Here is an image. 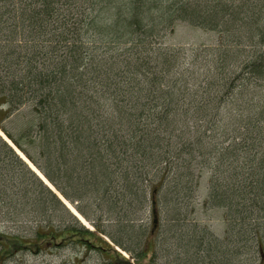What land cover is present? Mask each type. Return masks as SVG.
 I'll list each match as a JSON object with an SVG mask.
<instances>
[{
	"label": "trees",
	"instance_id": "trees-1",
	"mask_svg": "<svg viewBox=\"0 0 264 264\" xmlns=\"http://www.w3.org/2000/svg\"><path fill=\"white\" fill-rule=\"evenodd\" d=\"M178 24L212 41L166 44ZM0 130L91 226L0 137L42 211L30 235L0 233V264L67 246L73 264H133L117 248L153 261L203 172L202 207L227 224L222 239L193 225L195 260L234 243L264 264V0H0Z\"/></svg>",
	"mask_w": 264,
	"mask_h": 264
},
{
	"label": "rangeland",
	"instance_id": "rangeland-1",
	"mask_svg": "<svg viewBox=\"0 0 264 264\" xmlns=\"http://www.w3.org/2000/svg\"><path fill=\"white\" fill-rule=\"evenodd\" d=\"M174 32L167 36L164 42L170 46H180L187 48L190 46H198L204 43L209 44L213 38L212 32H206L199 28H193L188 24H178L173 30ZM2 138V136L0 135ZM3 140V138H2ZM0 165L6 172H2L0 168V183L2 182V174L4 177V183L0 187V191L3 194L0 196V233L5 234H24L30 235L29 228L34 226V223H38L42 217V211L38 208V200L36 201V195L28 192H21L17 185L24 184L20 168L7 167L5 160L0 161ZM15 172H11V170ZM203 172L198 183L197 197L194 203V213L191 214L186 220L187 225L178 230L172 229H159V232L154 237V257L153 261H150L151 255L146 254L139 264H209V258H211L207 252H214L218 254V258L221 259L222 264H258L255 261L256 253L254 252L253 246L250 250H247L242 244H230V253L225 255L222 250L218 248H211L209 243L204 246V257L202 261H197L194 255L197 251L201 253L203 250L196 247L193 243L188 241L201 237L198 228L202 226V231L207 230V236L210 234L216 239H222L225 237L226 221L224 219V211L221 209H205L202 207L203 200L207 194V175ZM2 188V190H1ZM33 199V201H32ZM70 205V204H69ZM71 206V205H70ZM48 213L51 208L47 207ZM143 222L147 225V228L153 226V229L157 228V221L153 222V218L150 219L149 211L145 212ZM83 218V217H82ZM84 219V218H83ZM85 220V219H84ZM86 221V220H85ZM58 221L56 225H58ZM86 223L89 225L88 221ZM196 225H200L193 228ZM90 226V225H89ZM146 228V229H147ZM154 230V231H155ZM144 239V237H143ZM142 239V240H143ZM189 243V244H188ZM128 247H132L133 243L126 241ZM208 247V249H207ZM117 248V247H116ZM135 253L141 251L139 248H135ZM199 248V249H198ZM123 257L129 260L131 263L136 264V261L130 257L124 250L117 248ZM75 251L70 249L68 246L56 250L51 253H39L31 255L24 253L22 255L15 256L9 263L10 264H73L72 259L74 258ZM214 255V254H212ZM208 256V257H207ZM197 257V256H196ZM213 258H216L213 256ZM218 260V259H217ZM84 264H104L101 259H98L96 255H92L87 263Z\"/></svg>",
	"mask_w": 264,
	"mask_h": 264
},
{
	"label": "bare ground",
	"instance_id": "bare-ground-1",
	"mask_svg": "<svg viewBox=\"0 0 264 264\" xmlns=\"http://www.w3.org/2000/svg\"><path fill=\"white\" fill-rule=\"evenodd\" d=\"M0 135L2 136L3 140L7 143V145H8V144H11V145L13 146V148L15 149V151L18 152V154H20V156H24V155H22L21 152L18 151V149H16V147L12 144V142L6 137V135H4L1 131H0ZM29 166L31 167L30 169L33 170V171L35 172V174H36L37 176H39V178H40L42 181H44V182L47 184V186L50 187L51 190L57 194L58 197H60V198L62 199L64 205H66V207H68V209L71 211V213H72L75 217L79 218L80 222H81L85 227H87V228H91V226H89V225L86 223V221L83 219L84 217L82 218V216L78 213V211H77V210H76V209H75V208H74V207H73V206H72V205H71L66 199H64L63 197H61V196L59 195V193L55 190V188L49 184V182L46 180V178H45L43 175H41V173L38 171V169H37L32 163L29 164ZM69 204H70L71 206H70Z\"/></svg>",
	"mask_w": 264,
	"mask_h": 264
}]
</instances>
